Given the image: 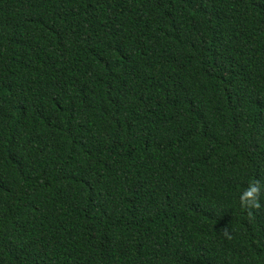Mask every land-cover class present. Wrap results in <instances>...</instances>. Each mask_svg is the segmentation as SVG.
<instances>
[{
  "label": "trees",
  "instance_id": "obj_1",
  "mask_svg": "<svg viewBox=\"0 0 264 264\" xmlns=\"http://www.w3.org/2000/svg\"><path fill=\"white\" fill-rule=\"evenodd\" d=\"M0 264H264V0H0Z\"/></svg>",
  "mask_w": 264,
  "mask_h": 264
}]
</instances>
